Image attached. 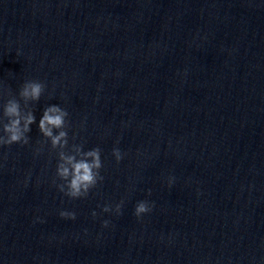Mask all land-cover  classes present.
I'll use <instances>...</instances> for the list:
<instances>
[{
  "label": "clouds",
  "instance_id": "clouds-1",
  "mask_svg": "<svg viewBox=\"0 0 264 264\" xmlns=\"http://www.w3.org/2000/svg\"><path fill=\"white\" fill-rule=\"evenodd\" d=\"M46 85L37 80H28L22 84L19 90V100L15 97L8 99L3 105L0 114V146H11L13 144H28L27 135L30 126L36 122L34 111L29 107L30 103H36L44 93ZM23 101V108L21 106ZM25 109H27L25 111ZM69 113L59 105L45 107L43 115L39 120L38 128L46 141H50L51 150L56 151L57 165L56 177L61 181L56 183L60 192L70 199L86 198L98 182L103 181L101 175L103 162L101 160V149L99 147L84 150L83 143H73L69 146L68 117ZM75 140V135L72 137ZM43 146V145H42ZM42 150L37 149V154ZM113 156L117 163L123 159V154L118 148L113 149ZM171 185V180L169 181ZM151 193L149 192V195ZM121 203L115 206L117 214L120 213ZM151 205L147 201H139L135 206L134 214L140 217L151 211ZM104 212L111 211V207L105 205ZM59 215L66 219H76L75 212L61 211ZM93 217L97 214L92 213ZM43 222V221H41ZM107 227L108 221L103 222Z\"/></svg>",
  "mask_w": 264,
  "mask_h": 264
}]
</instances>
